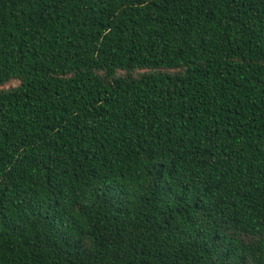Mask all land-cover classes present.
I'll return each instance as SVG.
<instances>
[{
	"label": "trees",
	"instance_id": "obj_1",
	"mask_svg": "<svg viewBox=\"0 0 264 264\" xmlns=\"http://www.w3.org/2000/svg\"><path fill=\"white\" fill-rule=\"evenodd\" d=\"M0 264H264V0H0Z\"/></svg>",
	"mask_w": 264,
	"mask_h": 264
},
{
	"label": "rangeland",
	"instance_id": "obj_2",
	"mask_svg": "<svg viewBox=\"0 0 264 264\" xmlns=\"http://www.w3.org/2000/svg\"><path fill=\"white\" fill-rule=\"evenodd\" d=\"M19 85V82L18 81H13L11 82L9 85L5 86L4 89H10V88H13V87H16Z\"/></svg>",
	"mask_w": 264,
	"mask_h": 264
}]
</instances>
